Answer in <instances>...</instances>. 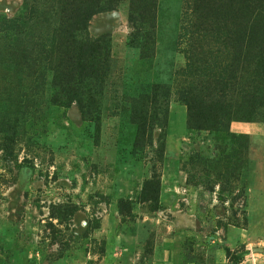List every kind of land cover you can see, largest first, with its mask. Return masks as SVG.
Returning a JSON list of instances; mask_svg holds the SVG:
<instances>
[{
  "label": "rangeland",
  "instance_id": "obj_1",
  "mask_svg": "<svg viewBox=\"0 0 264 264\" xmlns=\"http://www.w3.org/2000/svg\"><path fill=\"white\" fill-rule=\"evenodd\" d=\"M74 1L0 0V264H264V0L113 3L101 82L68 79Z\"/></svg>",
  "mask_w": 264,
  "mask_h": 264
},
{
  "label": "trees",
  "instance_id": "obj_2",
  "mask_svg": "<svg viewBox=\"0 0 264 264\" xmlns=\"http://www.w3.org/2000/svg\"><path fill=\"white\" fill-rule=\"evenodd\" d=\"M119 1L121 0H75L71 5L68 15L72 31L70 37L75 39V37L78 36L82 41H84V44L81 46L78 53V62L79 65H81V67L83 68V70L71 71L70 73H68V79L70 82H85L88 81L89 78H91L90 81L93 80L94 82L102 81L103 70L104 68H106L108 60L107 42L104 38L91 39L87 33V24L93 15L99 13L101 10L110 7L111 5H113V3H118ZM250 6L251 5H249L248 3H245V7L247 9V16L240 24V27L238 29L239 34L235 37V40L236 38L238 40L237 45L241 47V49H239L240 52L242 51V49L249 50L251 44L255 42L256 32L253 30L256 25V20H252V10L255 9L252 6L250 8ZM139 8L140 7L135 6L133 10H138V15L140 16L141 20L145 21L147 29L151 28V30L153 31L155 18V13H153L154 8H143L142 10H140ZM257 13L254 15V19H256L258 15L259 22L262 24L260 30H262L263 32L264 14H261L260 9ZM141 23H143V21ZM231 43L233 44V42ZM145 48L149 49V52L150 50L153 52L152 46L145 45ZM261 48L262 46H259L256 47L255 50L258 51L261 50ZM159 93H162V89L154 87L151 90L149 97L143 96L141 98H138L136 101L141 105L144 101H147L150 96L156 97V95ZM201 107L202 108L199 109V112L197 114L202 119H206V117L208 116V113H205L203 108H205L206 110H210L211 113H217L221 110H226L225 108L221 107V104L218 101L214 102V104H204V106L202 105ZM205 122L208 124V126H213L216 123V121ZM151 184V182L146 183L145 189L147 190L149 185ZM156 184L157 182L153 183L152 187L155 188ZM148 191L150 192V190Z\"/></svg>",
  "mask_w": 264,
  "mask_h": 264
},
{
  "label": "crops",
  "instance_id": "obj_3",
  "mask_svg": "<svg viewBox=\"0 0 264 264\" xmlns=\"http://www.w3.org/2000/svg\"><path fill=\"white\" fill-rule=\"evenodd\" d=\"M236 126V128H239V129H243L242 131H247L249 132L250 129H252V124H250V126L248 127H245L244 125L242 124H234ZM246 129V130H245ZM253 130V129H252Z\"/></svg>",
  "mask_w": 264,
  "mask_h": 264
},
{
  "label": "water",
  "instance_id": "obj_4",
  "mask_svg": "<svg viewBox=\"0 0 264 264\" xmlns=\"http://www.w3.org/2000/svg\"><path fill=\"white\" fill-rule=\"evenodd\" d=\"M253 251L264 254V249L263 248H260V247L253 248Z\"/></svg>",
  "mask_w": 264,
  "mask_h": 264
}]
</instances>
